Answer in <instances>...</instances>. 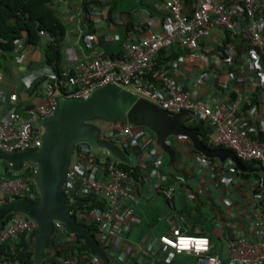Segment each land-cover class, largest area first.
Masks as SVG:
<instances>
[{
    "label": "built area",
    "instance_id": "1",
    "mask_svg": "<svg viewBox=\"0 0 264 264\" xmlns=\"http://www.w3.org/2000/svg\"><path fill=\"white\" fill-rule=\"evenodd\" d=\"M80 1L84 6L85 0ZM110 6L107 4L104 9L109 10ZM166 8L169 11V28L160 37H128L119 56L96 54L81 59L74 65L64 63L61 73L50 68L41 70V77L46 79L44 95L47 102L27 108V117L18 113L17 95H11L12 107L4 119L0 118V150L11 153L41 147L43 130L35 124L39 118L54 112L57 97L88 98L97 88L107 85L120 86L173 114L192 112L195 120L190 124L204 123L210 130L211 145L232 150L242 162L260 165L262 177L254 180L252 187L256 192L255 199L240 211L244 225L237 231H232L228 242L229 258L226 262L211 253L208 238L187 235L180 227L175 226L170 233L159 239V247L153 243L148 244L143 253H147L150 259L137 264H171L175 257L181 254L196 256V264H264V122L260 130L249 129L246 118L241 115L240 107L241 103L252 107V99L239 95L232 102L229 98L223 103L197 100L176 78L162 75L156 81L149 75L154 67V59L161 51L175 45L196 50L199 38L206 36L210 27H228L237 16L249 21L248 35L251 46L264 59L262 0H233V5L218 0H200L192 15L184 13L182 0H168ZM104 9H97L93 13L80 11L75 23L83 25L88 19L98 21L103 18ZM92 43H95L94 39H91ZM76 44L78 45L77 42ZM1 53L0 50V55ZM65 62H68V59H65ZM260 71L264 73L262 66ZM28 85L30 87L31 84ZM133 129L128 126L125 130H111L108 136L112 141L123 145L137 160L135 166L139 167L138 178L122 169L107 152L104 158H101L93 154L88 145L81 144L78 147L76 163L65 186L69 203L77 200L89 202V205L75 209L77 221L85 225L91 222L98 227L96 235L94 234L95 239L106 249L108 255L112 254L114 246L122 249L115 259L110 258L111 264H130V258L140 253L133 250L127 240L134 220V209L130 205L131 191L150 183L152 189L168 201L173 200L177 192L175 187L162 184L169 178V174L165 170V153L156 145L154 135L141 128L149 134L142 139L134 134ZM175 140L182 145L189 141L185 137L171 138L172 146ZM134 147H139L140 152L132 153ZM196 168L199 169V189L206 184L204 175L215 176L220 171L221 182L234 181L232 177L235 173L225 176L221 165L214 164L203 155L196 156ZM230 172L238 173L235 169ZM9 173L10 175L3 167L0 168V203L16 197L34 200L33 186L35 187L37 167L34 164H26L22 172ZM199 192L202 194V190ZM92 203L97 206L91 207ZM35 229L36 222L24 215L7 217L4 225L0 227V264H22L17 259V246ZM56 229L55 237L65 232L61 223H56ZM54 247L55 254L60 252L63 256L66 255L62 259L63 264H81V260L85 258L84 253L75 245V236L68 234ZM87 264L103 263L99 258L90 255Z\"/></svg>",
    "mask_w": 264,
    "mask_h": 264
},
{
    "label": "crops",
    "instance_id": "2",
    "mask_svg": "<svg viewBox=\"0 0 264 264\" xmlns=\"http://www.w3.org/2000/svg\"><path fill=\"white\" fill-rule=\"evenodd\" d=\"M167 1L85 0L82 6L80 0H55L57 15L67 27V36L62 43L63 64L74 65L81 59L96 54L119 56L128 37L142 39L164 35L169 28ZM218 1L233 5V0ZM182 2L184 13L192 15L200 0ZM107 4L111 5L109 10L104 9ZM262 5L264 16V0ZM100 8L104 9L103 18L100 20H91L92 23L86 20L83 25L80 24L82 26L75 23L80 11L93 13ZM249 28V21L237 16L228 27H210L208 34L199 38L196 50L175 45L161 51L154 59L150 78L156 81L162 75L176 78L195 99L211 103H223L227 98L232 102L239 95L242 98L247 97L246 99L249 97L253 102L252 107L241 103V115L246 118L249 129L260 130L264 122V73L260 71L261 66L264 68V59L251 46ZM41 32L38 44H29L26 38H22L16 42L12 55L5 56L3 52L0 55L1 119L7 116L12 107L11 95H17L16 107L22 117H27V108L47 102L44 95L46 79L41 77L40 71L49 68L46 66L45 47L50 38ZM91 39L95 43L91 44ZM28 83L31 84L30 87ZM133 132L142 139L149 136L143 129L138 133L133 129ZM173 143L177 161L170 168L169 157L164 155L165 170L169 178L162 182L165 186L177 189L173 200L168 201L155 192L150 183L131 191L130 205L134 209V220L127 240L128 245L140 253L130 258V264L145 263L150 259L147 253H143V249L152 243L159 247V239L170 233L175 226L180 227L187 235L208 238L211 253L226 262L229 258L228 250L223 259L216 241L223 242L227 247L232 231L243 227L244 220L240 211L255 199L256 192L252 187L254 180L262 177L259 165L246 162L248 164L244 166L250 170L241 171L232 161L227 160L222 167L223 174L229 176L235 173L232 177L234 181L221 182L220 171L215 176L204 175L206 184L199 189L197 151L190 140L183 145L178 140ZM209 160L220 165L217 159ZM230 162L234 166H230ZM253 167L257 171H253ZM234 169L238 173L230 172ZM199 190H202V194ZM121 252V248L114 246L109 257L115 259ZM174 261L175 264H196L197 258L194 255L181 254Z\"/></svg>",
    "mask_w": 264,
    "mask_h": 264
},
{
    "label": "water",
    "instance_id": "3",
    "mask_svg": "<svg viewBox=\"0 0 264 264\" xmlns=\"http://www.w3.org/2000/svg\"><path fill=\"white\" fill-rule=\"evenodd\" d=\"M56 104L52 114L39 118L35 124L43 130L41 147L11 153L0 150V164H8L12 173L22 172L26 164L37 167L36 200L16 197L0 203V227L7 217L15 214L36 222L37 229L28 233L22 249L23 253L33 251L32 264H47L53 260L56 223H61L67 234L77 236L91 256L99 258L103 264H111L108 252L95 239L94 231L79 223L74 215L77 207L89 205V202L69 203L65 194L81 144L88 145L92 151H106L119 164H137L123 145L108 136L111 130H125L128 126L148 130L154 135L156 145L169 157L170 168L177 161V152L170 139L185 137L195 151L207 159L219 160L221 167L230 160L241 171L250 170L232 150L207 148L199 129L189 127L195 120L192 112L170 113L120 86L97 88L88 98L57 97ZM252 170L257 171L254 167ZM259 170L262 174L260 165Z\"/></svg>",
    "mask_w": 264,
    "mask_h": 264
},
{
    "label": "trees",
    "instance_id": "4",
    "mask_svg": "<svg viewBox=\"0 0 264 264\" xmlns=\"http://www.w3.org/2000/svg\"><path fill=\"white\" fill-rule=\"evenodd\" d=\"M54 6L55 0H0V50L3 54L5 56L12 55L15 51L16 42L22 38H26V41L29 44H38L41 40L40 32L43 31L50 38L45 47L46 66L57 73H61L64 69L62 43L67 36V27L58 17ZM87 21L92 23L90 19ZM90 23H88V25H90ZM162 53L160 59L162 58ZM109 56L114 57L113 54H109ZM189 127L199 129L201 140L207 148H220L209 143L210 130L205 127L204 123L190 124ZM148 133L151 135V132ZM138 152H140V148L134 147L132 153L137 154ZM196 154L200 156L202 155L198 152H196ZM242 163L248 164L246 162ZM1 167H3L4 171L10 175L8 164L1 163L0 168ZM120 167L131 172L135 178H138L139 167L127 166L124 164H120ZM33 190L35 192L34 200H36L38 195L34 186ZM92 206L97 205L92 203L91 207ZM86 224L94 231V234L97 232L98 227L94 223L89 222ZM66 236H68V234L65 232L58 234L54 237L53 244L56 246L57 242ZM26 243L27 240L26 237H24L17 246V259L22 264H32L33 251H28L26 253L22 252ZM75 245L79 251L85 255V258L81 260V264H87L90 258L88 248L77 236H75ZM65 256L60 252H57L53 257V260L47 262V264H63L62 259L65 258ZM173 263L175 264V261L171 264Z\"/></svg>",
    "mask_w": 264,
    "mask_h": 264
},
{
    "label": "rangeland",
    "instance_id": "5",
    "mask_svg": "<svg viewBox=\"0 0 264 264\" xmlns=\"http://www.w3.org/2000/svg\"><path fill=\"white\" fill-rule=\"evenodd\" d=\"M135 129V131L138 133V132H140V130H141V128H134ZM90 150H91V152L93 153V154H97V155H99L101 158H104V155H105V152L106 151H104V150H101V149H93V151H92V149L90 148ZM216 244H217V249L218 250H220L221 249V252H222V258L224 259V256H226V252H227V250H228V243H227V247H226V245L222 242V243H220L219 241H216Z\"/></svg>",
    "mask_w": 264,
    "mask_h": 264
}]
</instances>
